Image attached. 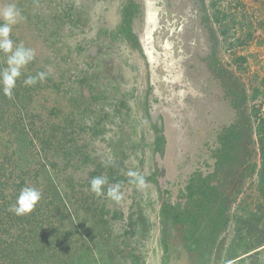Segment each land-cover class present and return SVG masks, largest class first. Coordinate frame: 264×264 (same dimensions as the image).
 Masks as SVG:
<instances>
[{
	"label": "rangeland",
	"instance_id": "1",
	"mask_svg": "<svg viewBox=\"0 0 264 264\" xmlns=\"http://www.w3.org/2000/svg\"><path fill=\"white\" fill-rule=\"evenodd\" d=\"M130 1L0 0L21 11L11 31L51 74L28 104L62 133L47 173L81 264H264L260 233L238 230L263 202L245 129L264 117V0H133L142 50L118 31ZM228 129L251 144L234 139L228 156Z\"/></svg>",
	"mask_w": 264,
	"mask_h": 264
},
{
	"label": "trees",
	"instance_id": "2",
	"mask_svg": "<svg viewBox=\"0 0 264 264\" xmlns=\"http://www.w3.org/2000/svg\"><path fill=\"white\" fill-rule=\"evenodd\" d=\"M137 8L133 0L125 4L118 31L138 50H142L132 27L134 11ZM26 15L27 19L33 21L40 19L36 15L33 17L29 12ZM70 16L71 22L76 23L75 14L68 15ZM2 23L1 19L0 24ZM40 29L44 31L49 45L60 51L52 25L44 22ZM10 39L14 47L22 43L14 31H11ZM22 44L27 47L24 43ZM6 59V55L0 51V70L7 67ZM37 65L38 57L35 56L34 60L21 70L11 99L3 94L2 85H0V264H81L86 254L78 247L81 248L84 245H78L76 241L78 230L67 233L63 227L67 219L66 213L63 212L65 203L47 173L50 164L56 167L54 162L48 164L50 161L48 153L53 146L57 147L55 143L60 144V139L57 137L62 133L59 131L56 136L49 123L47 122V125L44 121L39 123L38 119H41V115L38 116L29 109L28 103L34 97L33 92L43 89V81L51 75L46 74L45 78L38 79L35 85L26 86L24 80L27 77L37 76L41 72L46 73L45 68ZM218 71L221 75V71L219 69ZM87 77L88 75H84V78ZM230 88H239L240 92L243 90L241 100L242 102L246 100L244 88L237 84L231 85ZM256 118H259L258 124L248 125L245 131L250 130L248 134L250 138L251 136L253 138L254 132L256 134L261 159L258 168V188L263 202L257 205V210L243 218L238 230L242 233L246 229L245 232L251 235L259 232L261 236L258 238V243L264 245V229L262 228L264 221V117L256 111ZM228 130L229 136L235 137L231 136L232 139L229 138L227 142L221 141V143L225 152L232 149L228 155L231 156L235 151L231 148L234 145L233 140L238 139L239 136L232 133L233 129ZM65 135L67 136V132ZM160 140H162L161 137H157L158 144ZM238 141L241 147H244L247 142L251 144V139L246 137H240ZM246 149L248 157L251 156L249 148L246 147ZM54 159L51 158L52 161H56ZM25 186L35 187L42 195L32 212L18 216L9 209L16 203L20 190ZM189 189L192 190L190 186ZM190 194H193V191H190ZM207 205L211 210L209 203ZM222 214L224 212L220 209L217 218L219 219Z\"/></svg>",
	"mask_w": 264,
	"mask_h": 264
},
{
	"label": "clouds",
	"instance_id": "3",
	"mask_svg": "<svg viewBox=\"0 0 264 264\" xmlns=\"http://www.w3.org/2000/svg\"><path fill=\"white\" fill-rule=\"evenodd\" d=\"M0 18L4 21L0 24V51H2L7 59V67L0 70V85H2L3 94L9 99L12 98L13 89L16 86L17 78L21 75V70L35 58V51L32 48L25 47L22 43L15 46L10 39L12 26L23 19L21 11L15 4H7L0 8ZM45 73H38L37 76H29L24 80L26 86H32L37 80H43ZM110 162V161H109ZM130 176L136 177L140 185H144L145 181L142 176L130 172ZM106 179L102 176L94 177L90 181L91 191L97 195L101 194L102 185L106 183ZM116 189H109L108 195L119 200ZM41 192L35 187L25 186L20 190L16 199V203L10 206V211L18 216H23L33 211L37 202L41 199Z\"/></svg>",
	"mask_w": 264,
	"mask_h": 264
}]
</instances>
